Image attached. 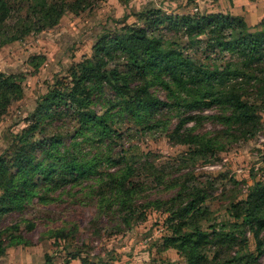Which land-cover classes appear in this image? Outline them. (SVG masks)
Listing matches in <instances>:
<instances>
[{
    "label": "rangeland",
    "instance_id": "374dc122",
    "mask_svg": "<svg viewBox=\"0 0 264 264\" xmlns=\"http://www.w3.org/2000/svg\"><path fill=\"white\" fill-rule=\"evenodd\" d=\"M6 1L12 8L1 17L0 26L4 30L16 25L22 17L20 0ZM52 1L59 3V0ZM64 2L69 10L55 26L31 31L19 40L0 45V73L23 75L22 97L13 101L0 118V155H11L17 135L27 129L29 116L40 97L53 86L63 87L68 83L71 68L84 57H90L93 37L104 27L139 24L138 14L146 8L171 15H201L211 11L229 14L225 11L229 2L222 5L217 0ZM174 32L169 27L161 29L166 37L174 36ZM176 39L182 47L188 40L184 33H177ZM205 41L202 37L190 52L198 64L204 63ZM36 55H43L45 60L34 70L29 59ZM225 57L220 64L226 63L228 55ZM120 60V64L124 63ZM107 90L108 97L116 96ZM149 90L161 101H177L175 92L158 84ZM106 94H98L91 109L98 115L111 113L107 123L118 133L111 139L102 138L96 132L75 134L79 126L70 109L60 120L41 121L39 131L32 137L38 159L49 146L51 137L59 135L62 142L58 151L80 160L94 159L97 166L87 176L56 188L38 187L36 196L24 204V209L3 216L0 228L11 229L13 235L23 237V242L7 245L6 240L0 264H184L175 251L162 249L163 237L169 233L165 225L167 213L163 208L145 207V203L173 197L179 188L173 185L175 181L180 183L190 174L202 176L212 187L207 189L211 196L205 203L211 213L208 222L201 223L207 229L210 224L232 221L225 210L230 202L245 199L250 186L264 182L263 105L259 109L260 123L246 132L248 128L223 124L220 117L229 111L219 105L191 110L181 103L165 109L151 122L138 124L129 116L115 113L116 109L105 102ZM188 134L208 141L210 151L193 155L190 151L195 146L177 142ZM132 153L134 158L129 160L135 168L132 179L139 187L133 198L135 211L130 216L128 210L117 207V201L104 202V196L110 197L111 193L108 187L99 185L100 178L106 174L120 172L123 164L117 161ZM246 238L245 244L235 243L227 253L230 256L250 254L255 258L251 264H264V242L257 255L256 241L250 231ZM263 238L264 230L260 239Z\"/></svg>",
    "mask_w": 264,
    "mask_h": 264
},
{
    "label": "trees",
    "instance_id": "16d2710c",
    "mask_svg": "<svg viewBox=\"0 0 264 264\" xmlns=\"http://www.w3.org/2000/svg\"><path fill=\"white\" fill-rule=\"evenodd\" d=\"M20 4L22 17L18 23L5 30L0 26V45L19 40L31 31L55 26L69 10L64 0L59 3L20 0ZM11 8L6 0H0V21ZM138 17L139 24L106 26L95 35L90 57L73 65L68 83L63 87L53 86L40 97L29 116L27 129L17 135L11 155H0V221L8 213L24 209V204L36 196L38 187L56 188L96 169L94 159L80 160L58 151L62 142L59 135L51 137L49 146L38 159L32 137L39 131L41 121L60 120L69 109L79 126L75 134L96 132L108 139L118 136L107 123L111 113L98 115L91 109L97 95L106 94L105 89L116 95L112 99L108 94L105 96V102L116 109L115 113L129 116L138 124L151 122L165 109L183 103L191 110L225 106L229 113L220 120L226 126L239 125L248 128L246 132L258 126L260 105L264 106V18L251 27L241 17L230 14L171 15L156 8H146ZM165 27L174 30L175 35L162 34L161 29ZM177 33H184L188 39L183 47L176 39ZM202 37L207 48L204 63L198 64L190 52ZM225 54L227 61L220 64L226 59ZM44 60L43 55H36L29 59V65L37 70ZM112 62L116 63L111 67ZM22 80L20 74L0 73V118L13 101L22 97ZM155 84L175 92L177 101L168 103L155 97L149 90ZM177 142L195 146L190 151L193 155L211 149L210 143L197 135L188 134ZM132 156L133 153L119 159L117 162L123 164L121 171L106 174L100 178L99 185L108 187L111 193L108 198L104 196V202L117 201V207L128 210L130 216L135 211L133 198L139 187L132 179L135 169L134 163L129 162ZM192 182L195 183L191 185ZM173 185L179 186L173 197L144 205L163 208L167 213L165 225L169 233L163 237V249H174L184 264H241L242 261L251 264L254 261L250 254L230 256L227 252L235 243L245 244L248 231L256 241L257 255L262 251L264 182L250 186L245 199L230 202L225 210L232 221L210 224L207 229L201 223L208 222L211 213L205 204L211 196L207 191L212 188L211 183L202 176L190 174ZM6 240L7 245H17L23 242V237L13 235L11 229L0 228V257L5 254Z\"/></svg>",
    "mask_w": 264,
    "mask_h": 264
},
{
    "label": "crops",
    "instance_id": "0c3cea01",
    "mask_svg": "<svg viewBox=\"0 0 264 264\" xmlns=\"http://www.w3.org/2000/svg\"><path fill=\"white\" fill-rule=\"evenodd\" d=\"M226 1L229 2V5L225 11L232 16L241 17L251 27L257 25L264 18V0H217L222 5ZM210 13H215V11ZM163 250L175 251L174 249Z\"/></svg>",
    "mask_w": 264,
    "mask_h": 264
}]
</instances>
